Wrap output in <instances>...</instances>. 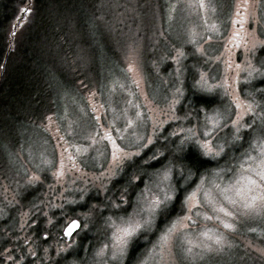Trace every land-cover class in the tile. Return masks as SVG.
<instances>
[{
  "label": "rangeland",
  "instance_id": "obj_1",
  "mask_svg": "<svg viewBox=\"0 0 264 264\" xmlns=\"http://www.w3.org/2000/svg\"><path fill=\"white\" fill-rule=\"evenodd\" d=\"M75 2L76 12L64 20L45 15V31L34 37L38 42L31 64L38 75L32 91L28 90L26 96L17 100L18 112L27 111L32 115L29 125L18 134L7 131L0 136V166L2 155L8 160L5 168H0V221L8 218L6 207L7 210L20 207V190H35L30 198L34 200L32 205L19 209L15 220L7 223L8 235L0 225V233L7 241V246L0 251V264H57L58 261L59 264H104L105 261L107 264H264V217L259 214L237 217L233 231L223 229L215 221L201 220L196 228L187 232L173 231L166 239L161 238L175 218L155 232L157 215L152 227L134 238H140V245L130 263L127 256L134 240L124 255L117 253L113 258L111 233L105 224L106 218L118 220L132 213L134 208L139 212L136 219H140L146 215L139 211L147 209L146 200L157 192L163 197L160 191L163 185L157 180L162 179L163 168L170 167V161L177 155L173 141L178 144L180 138L188 134L181 129L195 130L197 126L202 136L206 116L219 121L209 139L223 146L227 156L224 164L207 172L211 183L204 188L211 189V184L231 186L228 195L238 203L243 201L247 179L255 177L246 171L247 163L241 167L242 153L253 138L264 134V43H260L264 42V0ZM29 18L26 16L25 20ZM241 18L244 19L243 29L229 40L233 32L240 29L239 23L233 25V20ZM64 27L66 32L62 30ZM229 43L231 48L227 47ZM198 47L201 52L196 51ZM177 48L184 52L180 62L171 58ZM130 63L134 65V72L128 71ZM249 65L256 70L251 71ZM201 72L205 74L206 83L197 85ZM189 91L216 100V106L189 111L183 104ZM92 93L95 95L90 101ZM233 96L253 104L255 109L242 114V122L251 127L242 128L241 139L236 141L231 121L238 111L243 113V108H236ZM91 107L96 108L101 118V128H97L92 119ZM46 117H52L53 123L49 124ZM128 120L133 124L126 127ZM69 125L76 132L75 136L67 134ZM104 130L112 134L123 151L139 150V156L124 159L118 167H113L114 152L121 153L110 141L101 139ZM117 130L122 136L116 135ZM93 132L96 133L95 143L84 138ZM61 135L68 144L58 143ZM159 140L168 148L166 150L173 148L168 154L169 160L157 166L145 180L144 167H138L142 169V180L132 179L126 183L129 187L134 183L136 190L128 187L117 192L113 186L127 163L143 156L145 150H148V161H152L154 155L156 159L165 155L163 148H156ZM152 147L155 149L149 152ZM70 155L75 159L69 161ZM62 159L63 175L58 180L52 172ZM214 171H218V175H213ZM178 172L179 165L174 176L192 191L196 185L182 180ZM33 175H38L40 180L28 184V177ZM194 179L198 180V176ZM211 191L218 202H223L217 190ZM197 197L202 199L203 192ZM113 203L120 208L113 207ZM68 213L70 215H66ZM50 214L60 218L61 225L53 226ZM183 214L184 210L180 216ZM77 218L88 227L81 228L69 241L61 240L62 226ZM202 228L215 229L217 234H222L224 245L218 251L194 247L192 254H186L185 236L194 242L200 241L203 238L195 233ZM40 240L46 243L42 245ZM20 242L22 244L17 245ZM105 243L108 247L97 255ZM60 248L67 251L58 252ZM31 252L36 255L32 256ZM9 256L11 260L7 259Z\"/></svg>",
  "mask_w": 264,
  "mask_h": 264
},
{
  "label": "snow or ice",
  "instance_id": "obj_2",
  "mask_svg": "<svg viewBox=\"0 0 264 264\" xmlns=\"http://www.w3.org/2000/svg\"><path fill=\"white\" fill-rule=\"evenodd\" d=\"M19 3L22 5L19 7L18 16H14V24L13 29H15L16 25H20L23 23H27L25 20L26 16H31L35 9L33 5V0H19ZM201 8L204 7L203 3L200 5ZM175 7V6H173ZM239 23L240 29H237L233 32L232 36L229 37V40L237 37L239 35V31L243 29L244 19L241 20H233V25ZM13 37L15 36V31L10 33ZM211 38V37H209ZM191 43V41H189ZM264 43V42H260ZM11 46V45H10ZM255 43L253 47H255ZM227 47L231 48L232 44L229 43ZM236 47H239V43L236 44ZM197 52H201V48L196 49ZM184 56V52L182 49H176V55L171 58L177 62H180L182 57ZM3 67V65H0ZM239 67V65H237ZM251 71H255L256 69L251 68ZM129 72H134V65L130 63ZM251 71L249 74H251ZM137 84L139 81H135ZM202 82H205V74L200 73V79L196 81V84L199 85ZM179 91V90H177ZM94 93L89 95V100L91 101L94 97ZM129 104L131 101L128 102ZM233 103H235L236 108L239 110L243 108V113L241 111L237 112V117L232 119L231 126L235 128V132H233V140L241 139V129L245 127H251L246 124V122H242V114H246L248 111H255L253 104L245 103L244 101H240L238 97L233 96ZM201 111H204L202 109ZM91 112L94 114L92 119L96 122V127L101 128V118L96 113V108L91 107ZM136 116L139 117L140 113L137 112ZM48 119L49 124L53 123L52 117H46ZM205 120L207 125H211V127H207L203 130V135L199 134V127L197 126L194 130L193 128L184 130L181 129L182 132L186 131L188 134L180 138L179 143L177 144L175 141V155L170 161L171 166L164 167L162 172V179H158L157 183L162 184L163 187L160 188V191L163 192V197L161 198L159 192L156 195L152 196L151 199L146 200L147 209L140 208V212H146L144 217L140 219H136L139 216V212L135 210L132 213H127V216H120L118 220H114L112 217H108L105 220V224L107 229L110 231V239L112 241V246L114 248L113 258L117 257V253L119 255H124L129 244L134 240V238L141 235L145 230L149 229L153 225L154 217L157 215H165L167 216L169 212L170 206H174L175 199L177 194L180 192L184 193L183 200L181 201V208L184 210V214L182 216H177L174 220L171 221V226L167 229V232L161 239H166L168 234L176 231V230H185L190 231L193 228H196L199 221H215L218 223L223 229L228 231H233L235 229V221L237 217H244L249 213L259 214L264 217V134L259 137L253 138L249 142L248 148L242 153L244 160L241 161V167L244 166L245 163L248 164L246 171L250 172L252 176L255 178L247 179V194L245 195L242 202H239L228 195V192L231 190V186L221 187L219 184H211V189L217 190L222 196L223 202H218L213 196L211 189H205V184H210L211 182L207 178V172L205 174L199 175L198 180L194 179L197 177L199 173V169H193L191 164H185L184 161L189 160V157H202V158H224L227 156V152L225 148L221 145L215 144L211 139H209L212 134L213 129L219 123L218 120H214L212 116H206ZM133 124L132 120H128L126 127L131 126ZM47 129V126H45ZM59 131V129H58ZM69 136H75L76 132L72 130L71 125H69V130L67 133ZM116 135L122 136V133L117 130ZM172 135H178L177 133H172ZM96 133H90L88 136L84 137L85 139H91L93 143H95ZM101 139L108 140L111 142L112 147L116 149L117 152H120L121 155H117L115 152L113 154V167H118L124 159H132L133 156H139V150L135 153L125 152L118 145H116L115 141L112 139V134L104 130L103 136ZM63 142L64 144H68L69 141L65 139L64 135L60 136V140L58 143ZM148 142H152V138L148 137ZM71 146V145H70ZM78 147V146H77ZM87 149H85L86 151ZM64 152H67V148L63 149ZM67 159L69 161L74 160L75 157L68 156ZM151 159L155 160L156 156H152ZM179 164V176L182 180L191 184H195L196 187L192 191H188L187 188L180 184V181L172 182V177L177 174V162ZM45 163H49L45 161ZM147 163V162H145ZM64 167L63 159L59 167L56 168L55 171L52 172V175L56 177L58 180L62 177L63 172L62 169ZM73 167L75 165L73 164ZM222 171V170H221ZM213 175H218V171H214ZM103 175V174H102ZM157 176H160V170L157 171ZM134 180H142V177H133ZM40 180L38 175H33L28 177L27 183L33 184ZM191 184H188V187H191ZM203 192V198L198 199L197 194L199 192ZM239 192V190H236ZM123 196H121V201H123ZM55 207V205H53ZM113 207L120 208L119 204L113 203ZM203 209V211H201ZM124 212H127L126 209H123ZM48 223H52L51 220ZM23 227V224L21 225ZM87 224H83L80 219H71L66 224L62 226V232L64 237L72 238L74 237L81 228H87ZM195 235L203 238L200 241L194 242L191 238L185 236L184 243L187 245L184 249L186 254H192L194 247L203 248L205 250L211 251L213 249L220 250V248L225 243V237L222 234H217L215 229L202 228L200 231L195 233ZM47 238V233H45V239ZM208 241L205 243L204 241ZM108 247V244L105 243L103 248L100 249V253H103L104 250ZM67 251L65 248L58 249V252ZM47 252V249H45ZM32 256H35V252L30 253ZM8 260H11L12 257H7ZM19 264V262H17ZM59 264V261L57 262ZM107 264V261L104 262Z\"/></svg>",
  "mask_w": 264,
  "mask_h": 264
},
{
  "label": "trees",
  "instance_id": "obj_3",
  "mask_svg": "<svg viewBox=\"0 0 264 264\" xmlns=\"http://www.w3.org/2000/svg\"><path fill=\"white\" fill-rule=\"evenodd\" d=\"M75 1L77 0H33L35 9L34 13L28 20H26L28 21L27 23L22 22V24L16 25L14 29L15 36L13 37L10 35V33H12L13 30L14 16L19 15L18 9L22 5L19 3V0H0V65H3V67H0V136H2L3 133L7 131H16L18 134V131H20L21 128L29 125L32 115L27 111H24L23 114H20L17 109V100H19L21 96H26L28 90L32 91L34 86L33 81H35V77L38 75V73L34 70L33 64H31L34 56V46L35 43L38 42V39L35 40L34 37L45 31V29H43V20L45 21V15L47 17H53L54 19L56 18L64 20L68 15H70V13L73 14L76 12L74 6L76 3ZM62 30L66 32L67 29L64 27ZM16 41H19V43L16 44ZM183 101V104L188 106V110L191 112L197 111L199 108L209 110L217 104L216 100L195 94L192 91L188 92L186 98H184ZM1 139L4 140L3 142H5L7 145H11L6 140V138L1 137ZM15 142L19 143V140H16ZM156 148H163L165 155H163L161 158L148 161L146 157L148 150H145L143 156L135 158L125 165L121 175L113 186L117 192H121L124 188L127 190L129 185L126 183L132 181L134 177L132 170H134V168L138 166L144 167L145 180L149 173L157 170V166L159 167L166 163L167 160H169L168 154L174 151L173 148L166 150L168 148L163 146L162 141L159 142V144H156ZM154 149L155 147L150 148L149 152L150 150L152 151ZM7 161V157L2 155L0 166L1 170L5 168ZM225 162L226 160L224 161V158H220L218 160H209L198 156H190L189 160L184 161L185 164L190 163L194 170L197 168L199 169L197 176L205 174V172H208L217 166H221ZM179 164L180 162H177V165ZM176 181L178 180L176 176H174L173 183ZM129 188L132 191L136 190L134 183H131V187ZM34 191L35 190H30L28 192L24 189L20 190L21 194L19 195V199L21 208L16 206L11 210H7L6 207V215L8 212L9 214L5 216L8 218L6 220L0 221V225L2 226L4 234H9L8 232L10 231V228H6V225L9 221L15 220L16 212L19 209L22 210L27 207L26 205L29 207L32 205L34 200L30 198L32 197ZM183 196V192L177 194L174 206H170L167 216L158 215L155 232L158 229H162L172 219L182 214L183 209L181 208V201L183 200ZM50 215V218L54 220L53 226L61 225L62 222L60 218H54L53 214ZM66 215H70V213ZM41 221L42 220L39 219L40 223ZM36 231H38V228ZM4 234L0 233V251H2L7 246V241L4 239ZM40 238L41 235L39 233L38 239ZM139 239L140 238L135 239L130 245L127 263H130L133 256L137 254V249L140 245ZM46 240H40V243L43 245L46 243ZM18 244L22 243L20 242L17 243V245ZM36 253L39 254V251Z\"/></svg>",
  "mask_w": 264,
  "mask_h": 264
},
{
  "label": "bare ground",
  "instance_id": "obj_4",
  "mask_svg": "<svg viewBox=\"0 0 264 264\" xmlns=\"http://www.w3.org/2000/svg\"><path fill=\"white\" fill-rule=\"evenodd\" d=\"M138 167H141V166H138ZM138 167H136V168H134V170H132V174L134 175V177H140V175L142 173V169H139ZM124 190H126V189H124Z\"/></svg>",
  "mask_w": 264,
  "mask_h": 264
},
{
  "label": "water",
  "instance_id": "obj_5",
  "mask_svg": "<svg viewBox=\"0 0 264 264\" xmlns=\"http://www.w3.org/2000/svg\"><path fill=\"white\" fill-rule=\"evenodd\" d=\"M61 237L65 238V239H69L68 237H64V236H63V232H62V236H61Z\"/></svg>",
  "mask_w": 264,
  "mask_h": 264
},
{
  "label": "flooded vegetation",
  "instance_id": "obj_6",
  "mask_svg": "<svg viewBox=\"0 0 264 264\" xmlns=\"http://www.w3.org/2000/svg\"><path fill=\"white\" fill-rule=\"evenodd\" d=\"M60 238V237H59Z\"/></svg>",
  "mask_w": 264,
  "mask_h": 264
}]
</instances>
